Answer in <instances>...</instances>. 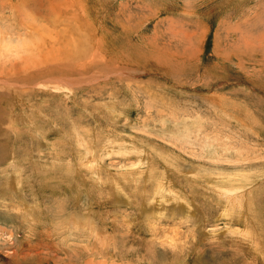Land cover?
<instances>
[{
  "label": "rangeland",
  "instance_id": "obj_1",
  "mask_svg": "<svg viewBox=\"0 0 264 264\" xmlns=\"http://www.w3.org/2000/svg\"><path fill=\"white\" fill-rule=\"evenodd\" d=\"M6 43L0 264H264V0H0Z\"/></svg>",
  "mask_w": 264,
  "mask_h": 264
},
{
  "label": "bare ground",
  "instance_id": "obj_2",
  "mask_svg": "<svg viewBox=\"0 0 264 264\" xmlns=\"http://www.w3.org/2000/svg\"><path fill=\"white\" fill-rule=\"evenodd\" d=\"M5 45V44H4ZM4 45H2V46H0V50H3V53H5L6 51H9V43H6V47L4 46ZM7 48V49H6ZM13 49V48H12ZM9 53V52H8ZM5 57V55H3V57L2 58H4ZM6 58V57H5ZM6 61H7V59H6ZM2 63V62H1ZM4 63V62H3ZM8 63V62H7ZM7 63H4V65H6ZM2 66V67H5V66ZM40 70H41V68H39ZM4 71H5V69H2V70H0V83H2V84H5V85H13L14 84V82L12 81V79L11 78H13L14 76H16L17 74H14V73H12V72H6V73H4ZM3 73V74H2ZM46 74H50L49 73V71H48V73L47 72H45ZM5 75V76H4ZM45 76V75H44ZM18 77V76H17ZM19 79V78H18ZM18 79L16 78V81H18ZM50 79V78H49ZM47 80V79H46ZM55 81V80H54ZM57 81H59V80H57ZM56 81V82H57ZM55 82V83H56ZM59 83V82H58ZM8 85V86H9ZM38 86H40L39 84H38ZM15 165V164H14ZM208 185V184H207ZM206 185V186H207ZM206 189V188H205ZM231 189V188H230ZM241 189V188H240ZM237 190H239L238 188H237ZM225 191V190H224ZM169 193V192H168ZM228 193H230V192H228ZM234 193H236V192H234ZM224 196V195H223ZM232 196H233V194H232ZM242 196V195H241ZM231 197V196H230ZM238 198V197H237ZM228 200V199H227ZM226 200V201H227ZM236 201V200H235ZM243 201V200H242ZM244 202V201H243ZM228 203V202H227ZM240 203V202H239ZM238 203V204H239ZM244 204V203H243ZM231 205V204H230ZM234 206L236 205L235 203L233 204ZM230 209H231V207H230ZM74 212V211H73ZM241 217V216H240ZM78 219V218H77ZM73 221H75V223H76V221L77 220H75V219H73ZM93 227V226H92Z\"/></svg>",
  "mask_w": 264,
  "mask_h": 264
}]
</instances>
